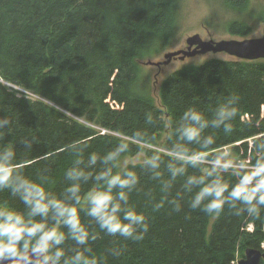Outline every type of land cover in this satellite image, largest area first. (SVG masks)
Here are the masks:
<instances>
[{
  "label": "trees",
  "instance_id": "1",
  "mask_svg": "<svg viewBox=\"0 0 264 264\" xmlns=\"http://www.w3.org/2000/svg\"><path fill=\"white\" fill-rule=\"evenodd\" d=\"M175 4L176 0H0V118L12 122L7 141L23 155L22 141L31 139L32 159L76 141H87L89 151L103 152L116 142L101 134L106 128L149 127L160 138L167 118L178 120L189 106L209 115L232 94L240 97L242 119L256 124L252 130L264 126V60L212 59L177 70L161 84L159 107L135 92L136 60L169 40ZM250 32L237 21L228 27L232 36ZM148 111L161 118V126L145 125ZM236 147L247 144L238 142ZM68 162L67 154L59 153L51 162L38 159L33 167L51 163L53 174L59 175ZM142 184L155 200L161 198L155 182L142 176ZM136 202L148 217L149 232L135 242L113 244L116 238L111 237L100 241V248L123 249L109 264H236L247 249L264 251V217L251 221L226 211L213 219L186 203L179 212L167 204L153 212L143 197Z\"/></svg>",
  "mask_w": 264,
  "mask_h": 264
},
{
  "label": "clouds",
  "instance_id": "2",
  "mask_svg": "<svg viewBox=\"0 0 264 264\" xmlns=\"http://www.w3.org/2000/svg\"><path fill=\"white\" fill-rule=\"evenodd\" d=\"M239 103L232 94L209 115L189 106L178 120L163 122L162 141L149 127L106 128L101 134L116 141L106 151L76 141L38 158L51 162L66 153L69 162L59 175L51 163L33 167L32 140L23 139L21 155L6 139L11 120L0 118V264H109L123 249L100 248V241L135 242L149 232L136 202L141 197L153 212L165 204L179 212L186 203L213 219L226 211L251 221L264 217V126L253 131L256 124L242 119ZM144 117L145 125L161 126L151 111ZM238 142L247 147L237 148ZM130 153L142 157L138 167L122 164ZM142 176L158 186L159 200Z\"/></svg>",
  "mask_w": 264,
  "mask_h": 264
},
{
  "label": "rangeland",
  "instance_id": "3",
  "mask_svg": "<svg viewBox=\"0 0 264 264\" xmlns=\"http://www.w3.org/2000/svg\"><path fill=\"white\" fill-rule=\"evenodd\" d=\"M236 21L249 26L251 32L245 37L230 35L228 27ZM196 34L204 41L260 38L264 34V0H245L243 7L236 6L229 0H176L173 32L169 40L164 45L162 42L157 45L152 44L147 55L136 60L135 92L149 96L154 105L159 107L161 84L173 72L212 59L235 60L223 53H207L183 61L172 60L160 69L146 65L148 61L154 63L162 61L163 55L168 52L184 49L185 40ZM164 133L161 134L160 141L164 139ZM141 158L135 155L125 156L122 158V164L136 165ZM261 245L264 248V242Z\"/></svg>",
  "mask_w": 264,
  "mask_h": 264
},
{
  "label": "water",
  "instance_id": "4",
  "mask_svg": "<svg viewBox=\"0 0 264 264\" xmlns=\"http://www.w3.org/2000/svg\"><path fill=\"white\" fill-rule=\"evenodd\" d=\"M185 44L184 49L164 54L162 61L157 63L148 61L146 65L160 69L162 66H167L172 60L183 61L186 58H193L207 53H223L240 61L264 60V34L260 38L220 41H204L196 34L188 37ZM262 261H264V251L247 249L244 257L238 260L236 264H262Z\"/></svg>",
  "mask_w": 264,
  "mask_h": 264
},
{
  "label": "built area",
  "instance_id": "5",
  "mask_svg": "<svg viewBox=\"0 0 264 264\" xmlns=\"http://www.w3.org/2000/svg\"><path fill=\"white\" fill-rule=\"evenodd\" d=\"M103 132V131H102ZM251 228H252V226L251 225H249V227L247 228L248 230L250 229L251 230Z\"/></svg>",
  "mask_w": 264,
  "mask_h": 264
}]
</instances>
